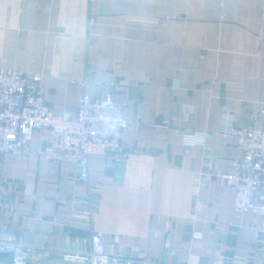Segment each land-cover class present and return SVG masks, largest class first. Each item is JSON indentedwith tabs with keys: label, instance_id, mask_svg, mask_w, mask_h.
Here are the masks:
<instances>
[{
	"label": "crops",
	"instance_id": "1",
	"mask_svg": "<svg viewBox=\"0 0 264 264\" xmlns=\"http://www.w3.org/2000/svg\"><path fill=\"white\" fill-rule=\"evenodd\" d=\"M0 68L42 75L57 114L88 84L132 119L118 162L88 158L89 185L45 158L44 131L0 158V235L30 247L29 264H63L93 231L135 264H264L261 217L236 213L221 181L240 152L220 134L226 111L264 130V0H0ZM196 132L214 138L186 146Z\"/></svg>",
	"mask_w": 264,
	"mask_h": 264
},
{
	"label": "built area",
	"instance_id": "2",
	"mask_svg": "<svg viewBox=\"0 0 264 264\" xmlns=\"http://www.w3.org/2000/svg\"><path fill=\"white\" fill-rule=\"evenodd\" d=\"M93 27L92 17L88 22ZM84 93L74 113H55L46 104L44 78L19 70L0 68V158L16 155L29 146L34 134L48 133L49 150L44 153L54 164L68 162L75 166L77 181L89 185L88 158L105 155L114 162L123 157L124 132L132 119L124 105L112 96L96 98ZM221 135L235 140L240 156L221 175L224 186L235 192L236 213H253L261 217L260 233L264 236V130L254 126L235 128L234 116L224 112ZM214 134L196 132L184 136L188 147H205ZM82 215L90 222L94 207L87 198L78 199ZM199 238L198 234L193 235ZM104 232L93 231L90 246L83 253H66L63 264H135L134 261L107 254ZM31 248L19 244L14 236L0 235V255L12 264H29Z\"/></svg>",
	"mask_w": 264,
	"mask_h": 264
}]
</instances>
